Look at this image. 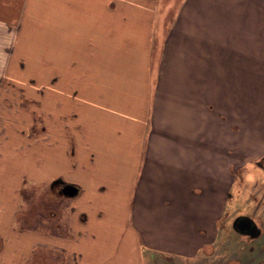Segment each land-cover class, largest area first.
Here are the masks:
<instances>
[{"label": "crops", "instance_id": "obj_1", "mask_svg": "<svg viewBox=\"0 0 264 264\" xmlns=\"http://www.w3.org/2000/svg\"><path fill=\"white\" fill-rule=\"evenodd\" d=\"M180 3L0 0V264H264V0Z\"/></svg>", "mask_w": 264, "mask_h": 264}, {"label": "rangeland", "instance_id": "obj_2", "mask_svg": "<svg viewBox=\"0 0 264 264\" xmlns=\"http://www.w3.org/2000/svg\"><path fill=\"white\" fill-rule=\"evenodd\" d=\"M168 1H169V3H171V5H170L171 8L169 10V13L167 14V24L171 25V24L174 23L177 11L179 10L180 4H181L180 3L181 0H168ZM210 1H212V2H214L216 4H222V0H216V1L215 0H210ZM214 9H215L216 13H222V11H223L222 10V6L221 7H215ZM179 78L183 79L184 78V73H180L179 74ZM26 105H28V102H26L24 107H26ZM188 106H190V105H188ZM180 108H182V107H180ZM35 201L37 203H35ZM25 202H27V203L24 204V211H25V215L26 216L24 217V221H22L25 225L31 226L30 219L27 220L26 218H30L31 212H33L35 214L39 210V208L41 206H44V208L41 209L42 213L39 215V218L41 219L40 220L41 221V225L45 224V226H46V224L48 222H52V219L48 220L49 218H47L48 216L46 215L47 208H51L50 207L51 205H49L48 202H43L42 200L40 201V195L37 196V199H35V198H33L32 200L28 199ZM59 207H61V204H57L56 207H55V209H58V214H59ZM46 219H47V221H45ZM217 250L220 251V254H223L222 250H219V249H217ZM220 263H222V258L219 261H217V264H220Z\"/></svg>", "mask_w": 264, "mask_h": 264}, {"label": "water", "instance_id": "obj_3", "mask_svg": "<svg viewBox=\"0 0 264 264\" xmlns=\"http://www.w3.org/2000/svg\"><path fill=\"white\" fill-rule=\"evenodd\" d=\"M56 180L54 183H58ZM61 194L66 197H73L77 194L78 188L73 184H63L60 190ZM232 228L239 234L248 235L250 239L256 238L260 234V230L256 222L247 215H239L232 221Z\"/></svg>", "mask_w": 264, "mask_h": 264}, {"label": "flooded vegetation", "instance_id": "obj_4", "mask_svg": "<svg viewBox=\"0 0 264 264\" xmlns=\"http://www.w3.org/2000/svg\"><path fill=\"white\" fill-rule=\"evenodd\" d=\"M55 186H57V184H54ZM250 217V216H249ZM252 218V217H251ZM253 219V218H252ZM254 220V219H253ZM255 221V220H254ZM256 222V221H255ZM257 223V222H256ZM243 235V234H242ZM244 236H246L247 238L249 237L248 235H245L244 234Z\"/></svg>", "mask_w": 264, "mask_h": 264}]
</instances>
